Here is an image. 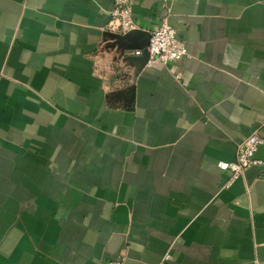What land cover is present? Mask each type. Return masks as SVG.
Listing matches in <instances>:
<instances>
[{"label":"crops","instance_id":"obj_1","mask_svg":"<svg viewBox=\"0 0 264 264\" xmlns=\"http://www.w3.org/2000/svg\"><path fill=\"white\" fill-rule=\"evenodd\" d=\"M113 4L0 0V264H264V168L218 167L264 138V0Z\"/></svg>","mask_w":264,"mask_h":264},{"label":"built area","instance_id":"obj_2","mask_svg":"<svg viewBox=\"0 0 264 264\" xmlns=\"http://www.w3.org/2000/svg\"><path fill=\"white\" fill-rule=\"evenodd\" d=\"M137 28L138 26L133 20L131 0H114L105 30L122 35ZM140 53V51L134 52L135 55ZM146 53L148 65L161 67H166L188 54L185 44L179 40L175 29L169 25L165 18H162L154 28L149 30ZM259 147H264V138L255 133L251 134L237 146L234 161L218 164L221 171L228 173V183L242 178L245 171L251 166L264 168V160L255 157ZM168 259V254H165L162 261ZM104 264H127V262L117 258Z\"/></svg>","mask_w":264,"mask_h":264},{"label":"water","instance_id":"obj_3","mask_svg":"<svg viewBox=\"0 0 264 264\" xmlns=\"http://www.w3.org/2000/svg\"><path fill=\"white\" fill-rule=\"evenodd\" d=\"M258 156L260 157L259 159L261 160H264V147H259L256 154H255V157Z\"/></svg>","mask_w":264,"mask_h":264}]
</instances>
